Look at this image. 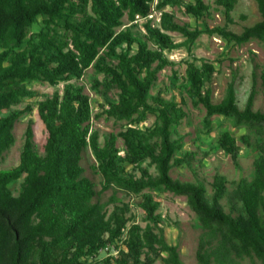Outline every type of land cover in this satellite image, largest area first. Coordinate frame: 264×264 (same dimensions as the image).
Returning a JSON list of instances; mask_svg holds the SVG:
<instances>
[{"label": "trees", "instance_id": "trees-1", "mask_svg": "<svg viewBox=\"0 0 264 264\" xmlns=\"http://www.w3.org/2000/svg\"><path fill=\"white\" fill-rule=\"evenodd\" d=\"M257 3L262 20L238 35L227 26L191 30L166 11L183 9L202 21L211 13L203 0L188 5L183 0H0V113L9 111L0 116V163L15 145L16 124L32 109L15 108L37 96L28 84H64L62 93L38 102L39 117L47 130L44 153L35 146L29 125L20 163L7 171L0 169V264H112L113 257L96 258L124 235L126 251H119L117 264L159 260L184 264L178 247L166 240L156 192L186 197L208 231V239L202 240L197 252L198 264H236V259L245 257L264 264V138L257 140L259 156L252 180L241 179L229 192L225 178L217 176L213 195L208 197L204 184H185L171 175L176 167L191 166L195 158L184 151L182 139L174 138L187 118L185 100L180 104L151 95L159 70L172 64L165 53L183 47L192 53L203 34L233 45L264 41V0ZM216 4L231 23L237 0H217ZM155 12L161 14L159 27L149 18ZM125 17L130 23L138 17L145 20L146 38L132 27L123 29ZM170 33L180 34L184 41L176 43ZM202 61L201 65L196 59L187 61L181 88L195 107L206 110L205 131H212L214 117H224L236 127L264 134V112L253 110L256 91L240 110L232 82L224 98L214 103L206 87L216 68ZM91 68L103 76L101 82L95 80L98 93L99 86L105 92L117 90V98L105 102L108 108L102 115L121 124L122 130L111 133L103 144L99 131L92 129L91 98L84 86L75 83ZM262 79L264 85V73ZM150 116L155 118L153 126L141 128ZM241 141L251 145L249 135L244 134ZM219 147L238 165L241 148L230 131L220 135ZM87 150L95 159L94 171L103 179L100 191L82 166ZM147 161L155 167L156 176L141 167ZM128 166L139 170L140 176L128 173ZM21 178L22 189L15 195L10 185ZM109 190L140 196L146 227L130 225V207L115 194L112 211L94 201ZM226 197L231 213L221 206Z\"/></svg>", "mask_w": 264, "mask_h": 264}, {"label": "rangeland", "instance_id": "rangeland-1", "mask_svg": "<svg viewBox=\"0 0 264 264\" xmlns=\"http://www.w3.org/2000/svg\"><path fill=\"white\" fill-rule=\"evenodd\" d=\"M206 5L211 7L210 15H206L202 21H197L193 16L186 14L183 9L167 8V12L174 14L175 21L181 25H187L191 30L203 29L206 26L213 28L216 26H227L228 30L233 33L241 34L246 28H250L262 20L258 10L257 0H237L234 11L231 13V23H228L224 9L216 4L217 0H203ZM185 5L193 3V0H183ZM161 14L155 12L153 14V25L159 27ZM41 21V19H40ZM143 19L130 23L127 17L124 18L123 29L132 27L136 34L146 38ZM176 43L184 41L178 33H170ZM151 47H153L151 45ZM171 65H167L159 70L157 74V82L151 91L152 96L161 95L166 100L175 99L178 103H182L187 113V118L177 131L175 139H182L185 145L184 151L193 153L195 158L191 161V166L184 165L176 167L172 170V177L182 183L196 184L202 183L207 188V196L213 195V185L216 177H224L227 181V189L232 192L237 183L241 179L252 180L255 173V161L259 156L256 147L257 140L264 138V134L258 133L256 130L246 127H236L235 123L224 117H214L212 121V131H205L204 122L207 116L206 110L202 107H195L192 100L183 92L181 85L184 82L187 69V61L197 60V64L201 65L202 60L215 66L216 71L213 74L212 81L207 85V89L212 92L214 103H219L225 96L228 86L233 82L236 94L237 104L240 110H244L248 98L253 90L256 91L253 110L255 112H264V85L262 74L264 73V41L253 39L244 45L228 44L219 37H211L203 34L196 42L189 53L187 48H180L172 52L165 53ZM157 68V64L154 65ZM177 76L175 83L173 78ZM102 75L97 76L93 68L89 69L85 76L76 81L77 85L85 87V93L91 98L94 118L92 120V129L100 133V142L103 144L111 133H119L121 124H116L113 120L106 119L102 115L107 100H115L117 98V90L105 92L103 86H99L100 93L95 90V80L101 82ZM74 83V82H73ZM28 87L37 93L32 99L25 100L15 109L25 110L27 107L32 109L27 112L24 117L16 124L14 134L16 138L15 145L3 154L0 169L3 171L10 170L20 163V155L25 143V133L29 125L33 127L34 143L38 151L44 153V145L47 140V130L38 113V102L46 96H52L55 92L62 93L64 84L52 87L48 84L40 82H30ZM9 114V111H3L0 116ZM102 115V116H100ZM98 116V117H97ZM97 117V118H96ZM155 118L150 116L148 121L140 125L141 128L153 126ZM230 131L238 140L241 148V154L238 159V165L235 164L231 156L226 155L219 147V137L225 132ZM246 134L250 136L251 145L246 146L241 137ZM117 146L120 153L123 154V144L119 140ZM95 159L91 150H87L83 154L82 166L85 168V175L96 183L98 191L102 188V176L97 174L93 166ZM141 167L148 168L150 173L156 176V169L149 164V161L141 164ZM127 172H135L140 176V171L132 166L127 167ZM24 178L10 185L15 195L19 194L22 189ZM116 196L121 202L129 205L130 212L128 217L132 219L131 224H137L146 227L148 221L145 219V212L140 207L142 198L136 195H128L124 192H116L109 190L99 195L94 201H99L107 205L109 211L113 210L114 204L111 203L112 197ZM155 200L160 203L158 214L162 217L161 227L164 229L165 237L170 245L178 247L180 258L184 264H198L197 252L202 240H207L208 231L203 228L196 214L188 205L186 197L175 196L171 193L156 192ZM221 206L228 213L232 211V205L229 203L228 197L221 201ZM233 214H237V210H233ZM111 245L104 251L100 252L97 260L106 257H113L112 264H117L115 259L119 258V251L125 250L124 239ZM215 243V242H214ZM216 244V243H215ZM98 264H103L99 262ZM155 264H165L162 260ZM213 264H218L213 262ZM236 264H263L256 258H240L236 259Z\"/></svg>", "mask_w": 264, "mask_h": 264}, {"label": "built area", "instance_id": "built-area-1", "mask_svg": "<svg viewBox=\"0 0 264 264\" xmlns=\"http://www.w3.org/2000/svg\"><path fill=\"white\" fill-rule=\"evenodd\" d=\"M149 18L152 19L153 18V15H150ZM138 19H140V18L138 17Z\"/></svg>", "mask_w": 264, "mask_h": 264}]
</instances>
